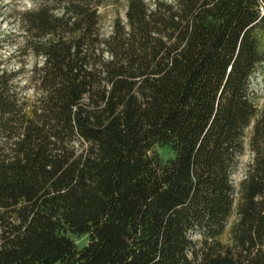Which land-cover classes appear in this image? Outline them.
<instances>
[{"label": "trees", "instance_id": "obj_1", "mask_svg": "<svg viewBox=\"0 0 264 264\" xmlns=\"http://www.w3.org/2000/svg\"><path fill=\"white\" fill-rule=\"evenodd\" d=\"M122 1L17 17L35 61L0 63V264H264V0H127L105 35Z\"/></svg>", "mask_w": 264, "mask_h": 264}, {"label": "rangeland", "instance_id": "obj_2", "mask_svg": "<svg viewBox=\"0 0 264 264\" xmlns=\"http://www.w3.org/2000/svg\"><path fill=\"white\" fill-rule=\"evenodd\" d=\"M31 6L30 0H0V63L1 67L10 70H18L26 63L27 68H31L35 59L32 55H25L21 50L23 47V39L20 37L18 30L17 17L21 11ZM127 8V0H123L119 4H107L100 9L101 12V28L105 35L112 32L113 20L119 14L125 16ZM21 74L19 79L22 84L26 81ZM251 85L258 94V107L264 106V66L259 69L251 78ZM32 93L30 89L28 91ZM251 127L247 130V150L240 157L239 164L232 175V179L238 185L240 179L245 172V168L250 161L252 154L248 150V137L250 136ZM158 153L165 159L173 155L172 151L167 147H156ZM79 246L87 242V237L76 239Z\"/></svg>", "mask_w": 264, "mask_h": 264}, {"label": "built area", "instance_id": "obj_3", "mask_svg": "<svg viewBox=\"0 0 264 264\" xmlns=\"http://www.w3.org/2000/svg\"><path fill=\"white\" fill-rule=\"evenodd\" d=\"M264 9V8H263Z\"/></svg>", "mask_w": 264, "mask_h": 264}]
</instances>
